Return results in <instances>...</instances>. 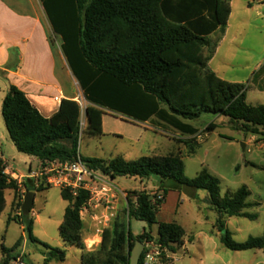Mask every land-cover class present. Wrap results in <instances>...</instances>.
Returning a JSON list of instances; mask_svg holds the SVG:
<instances>
[{
    "label": "trees",
    "instance_id": "trees-1",
    "mask_svg": "<svg viewBox=\"0 0 264 264\" xmlns=\"http://www.w3.org/2000/svg\"><path fill=\"white\" fill-rule=\"evenodd\" d=\"M40 1L90 104L85 111L87 136L104 135L106 111L135 122L169 126L190 137L200 132L192 122L204 114H213L228 118L238 126L237 131L257 136L264 142V105L248 104L245 85L227 82L209 68L214 56L210 36L226 28L232 0ZM2 116L18 152L37 158L42 167L47 162L74 161L80 155L82 110L75 100H63L55 114L45 117L24 92L11 85L3 101ZM216 129L217 125L211 124L205 132ZM195 150L191 148V155ZM82 160L90 170L112 180L157 177L160 186L153 194L146 190L129 192L127 207L115 215L104 230L100 245L92 251L86 248L85 222L81 215L90 194L81 191L73 196L70 190L61 189L68 206L59 233L66 244L82 249L80 264H130L138 240L154 241L162 251L161 262H166L165 251L183 245L186 232L175 222L158 224L157 214L168 190L182 193L185 185L207 192L210 206L218 214L216 228L221 234L220 242L226 248L235 252L264 249V234L238 243L224 221L233 217L253 218L244 213L253 206L247 202L249 190L242 187L223 197L220 180L207 170L188 179L180 154L145 156L135 161H127L122 156L82 157ZM6 169L0 159V216L6 207L7 190L13 191L12 204L20 208L26 193L45 190L31 189L27 182L20 185ZM128 218L150 227L158 224V237L147 232L133 235ZM33 227L31 219L26 230L30 241L36 242ZM45 246L53 256L65 261V250ZM20 247V241L12 249L2 245V264H10L19 256ZM143 261L144 254L140 264Z\"/></svg>",
    "mask_w": 264,
    "mask_h": 264
},
{
    "label": "rangeland",
    "instance_id": "rangeland-1",
    "mask_svg": "<svg viewBox=\"0 0 264 264\" xmlns=\"http://www.w3.org/2000/svg\"><path fill=\"white\" fill-rule=\"evenodd\" d=\"M238 1L240 2V0ZM261 6L253 13L248 12L246 17L248 22L257 23L259 26L263 25V21L256 22L260 14L264 16V3ZM235 15L239 16L237 8H235ZM247 32L250 41L257 44L256 50L252 53L255 56L259 53L261 41L262 46L264 44V28L262 34L254 28H249ZM57 41L60 42L59 38ZM223 53L216 59L214 67L223 65ZM205 54L208 55V50L205 51ZM8 86H10L9 83L0 74V111L1 98L4 97ZM74 91L75 101L79 103L82 110L81 127L83 132L79 151L83 158L109 159L112 156H123L129 161H135L145 156L180 154L185 163V175L188 179H194L202 171L207 170L220 180L223 197L242 187L249 190L250 196L247 202L253 206L245 209L244 213L253 218H224L227 229L236 242L243 243L252 237L263 236L264 142L260 141L257 136L237 131L238 126L230 122L228 118L204 114L200 119L192 122V125L199 129V135L194 137L182 135L181 137L184 139L176 140L172 137L176 133H181L169 126H166L167 129L154 127L157 131H145L141 123H133L106 112L104 116L107 123L104 135L100 138L90 137L85 133V111L90 104L85 100L78 82H75ZM0 121L4 127L3 120ZM211 124L217 125V129L206 133V128ZM4 131L0 130V134ZM191 141L194 142L191 145L188 144ZM192 147H195L196 150L191 155ZM5 158L13 166V170L18 173H28L30 167L33 173L39 170L38 161L18 152L14 146L6 149ZM30 181L26 182L31 185V189L44 188L45 190L34 192V205L28 217L21 216L22 207L12 204L13 191L5 192L6 207L0 216V264L4 259L2 245L12 249L19 241L21 247L18 252L23 255L28 264H80L82 249L66 244L59 233V226L64 220L65 210L68 206V202L62 198L61 189L45 182L36 185L34 181ZM113 184L120 191L146 190L151 194L156 193L160 186L157 177H152L150 180L117 178L113 180ZM183 195L178 202L175 191L168 190L166 201L157 214V223L175 222L182 226L186 232V243L184 242L173 251L166 250L167 261H160L158 264H264V249L235 252L220 242L221 234L216 228L218 214L210 206L206 191L197 190L196 194L190 198ZM97 204L98 201L94 200L88 206V212L81 214L85 225L88 221L94 224L98 223L96 219L106 214L102 211L103 205L97 207ZM10 217L12 220L9 221ZM16 217L19 219H14ZM31 219L34 221L33 235L36 242L30 241L26 230L27 222ZM112 220L113 217L111 222ZM111 222L109 223L111 224ZM127 223L133 235H141L144 232L153 235L158 233V224L150 227L134 218H128ZM87 232L88 230H85V244L88 250L91 243L87 241ZM45 245L65 250V261H60L57 255L53 256L52 251ZM15 253L16 251L13 254Z\"/></svg>",
    "mask_w": 264,
    "mask_h": 264
},
{
    "label": "crops",
    "instance_id": "crops-1",
    "mask_svg": "<svg viewBox=\"0 0 264 264\" xmlns=\"http://www.w3.org/2000/svg\"><path fill=\"white\" fill-rule=\"evenodd\" d=\"M263 3L264 0H240V2L232 0L231 15L226 28L218 30L210 36L211 45L214 46V56L209 61V68L219 78L227 82L245 85L247 103L252 106L264 105V44L262 46L261 41L259 53L253 56L252 53L256 50L257 44L255 45L253 41H250L247 31L249 28H254L262 34L264 16L260 14L256 19V22L263 21L262 26L251 21L248 22L246 17L249 11L253 13L255 9L261 8ZM235 8H237L239 16L235 15ZM58 38L52 31L40 0H0V74L3 75L10 86H16L24 92L45 117H51L55 114L63 100H75L74 86L77 80L61 50L62 41L59 38L60 42L58 43ZM222 52H224L223 65L214 67L213 64ZM5 91L4 97L1 98L0 120H3L2 122H4L2 116L3 101L9 88ZM55 97H59L61 102H56ZM106 112L133 123H140L111 111ZM106 123V117L103 116V133L106 131ZM141 124H143L145 131H157L156 128L167 129L162 124L156 126L153 124V126H150L151 123L149 122ZM0 130H5L4 133L0 134V159L6 164L7 173H18L13 170V166L5 158L6 149L10 146L15 147L8 134L5 122L4 127H2L0 121ZM182 135L176 133L172 138L176 140L184 139V137H181ZM180 142L184 143L183 141ZM115 157L117 156L110 158ZM31 158L38 161L40 167V161L37 158ZM30 169L31 167L28 173L22 172L19 174L28 175ZM101 178L102 186H105L108 190L107 196L95 197L90 204L94 200L98 201L96 206L103 205L102 211L109 212L111 218H114L118 212L127 207L128 194L132 191H120L113 184L112 179L103 175H101ZM196 192L197 190L194 189L193 194L195 195ZM175 193L179 202L183 193ZM97 224L88 221L85 225V230H88L87 241L91 243L88 251L95 250L102 241V237L95 235ZM152 236L157 238L158 233L157 235L152 234Z\"/></svg>",
    "mask_w": 264,
    "mask_h": 264
},
{
    "label": "built area",
    "instance_id": "built-area-1",
    "mask_svg": "<svg viewBox=\"0 0 264 264\" xmlns=\"http://www.w3.org/2000/svg\"><path fill=\"white\" fill-rule=\"evenodd\" d=\"M54 100L58 103L61 102L59 97H55ZM7 174L18 181L20 185L26 183L27 180H31L34 181L36 185L45 182L53 187L68 189L73 196H77L81 191L88 192L90 194V200L88 204L82 208V215L88 212V206L91 205L90 203L95 197H105L108 193L106 187L101 184V174L90 170L83 162L81 155H79L76 160L70 162H47L43 167L40 164L37 172L33 173L30 171L28 175H22L19 173ZM24 194L25 189L23 188L22 195ZM159 199H162V196H160ZM96 220L98 224L95 235L102 237L104 230L109 226V222H111V215L107 212ZM144 244L145 250L143 252V264H158L161 261L162 251L160 247L151 240L146 241ZM10 264L28 263L24 260L23 255H19L13 259Z\"/></svg>",
    "mask_w": 264,
    "mask_h": 264
},
{
    "label": "water",
    "instance_id": "water-1",
    "mask_svg": "<svg viewBox=\"0 0 264 264\" xmlns=\"http://www.w3.org/2000/svg\"><path fill=\"white\" fill-rule=\"evenodd\" d=\"M245 149V145L243 146ZM182 193L186 197H192L194 193V189L189 186L185 185L183 186ZM35 200V193L34 192H28L25 195L24 202L22 205V214L25 216H28L31 214L33 205ZM145 250V244L141 241H136V244L134 246V249L132 250L131 256H130V264H140L141 257L143 255V252Z\"/></svg>",
    "mask_w": 264,
    "mask_h": 264
}]
</instances>
